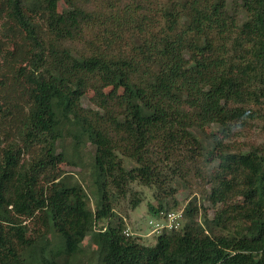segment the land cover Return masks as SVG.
Returning <instances> with one entry per match:
<instances>
[{
    "label": "trees",
    "instance_id": "trees-1",
    "mask_svg": "<svg viewBox=\"0 0 264 264\" xmlns=\"http://www.w3.org/2000/svg\"><path fill=\"white\" fill-rule=\"evenodd\" d=\"M250 85L264 97V0H0V264L78 263L111 193L186 180V162L213 152L193 129L241 127L252 115L232 101ZM87 89L97 109L80 103ZM84 144L93 209L54 169ZM218 152L212 217L189 201L182 227L153 244L109 222L92 238L97 261L264 264V151Z\"/></svg>",
    "mask_w": 264,
    "mask_h": 264
},
{
    "label": "rangeland",
    "instance_id": "rangeland-1",
    "mask_svg": "<svg viewBox=\"0 0 264 264\" xmlns=\"http://www.w3.org/2000/svg\"><path fill=\"white\" fill-rule=\"evenodd\" d=\"M84 1V0H83ZM58 10L65 8L63 3H58ZM42 24V22H40ZM206 51L201 47L197 51V56L203 57ZM264 86L262 85V89ZM111 88H105V92ZM255 88L250 85L248 91L241 97L234 98L232 103L247 107L252 117H250L241 127L231 128L229 134L219 123H206L193 129L194 134L202 142L207 144L212 152V156L205 157L194 163L186 162L190 173L186 180L180 179L171 186L166 185L163 192L157 186H146L138 181L131 182L125 195H117L112 192L113 215L110 219H104L97 224L93 230L86 233L82 246L85 249L83 256H80L76 264H100L93 256L94 245L92 242L95 231L107 226L110 222L115 224L121 221L123 224V233L137 237L145 244H153L158 234L171 229L179 230L183 223V209L189 201L196 202L199 205L200 212L202 209L208 217H212V208L210 207L205 193L211 188L212 176L218 173V151L220 143H228L229 147L247 152L251 149L258 148L264 151V97L255 96ZM93 92L87 89L80 103L84 107H97L92 102ZM66 151L70 150V139L63 143ZM62 146H59V150ZM91 146L84 144L81 146L80 159H69L70 161H61L55 165V171L64 174H71L75 180L80 182L87 192L89 206L93 209L98 197L96 186L92 182L89 173L88 163L90 161ZM128 167L135 165L133 161H127ZM228 175L219 174V179L225 181ZM173 188V193H167L169 188ZM112 190V189H111ZM170 215V218L169 216ZM198 220L202 219L201 215ZM171 226V227H170ZM230 229H232L230 227ZM48 243L51 249H55L56 243L53 235H49Z\"/></svg>",
    "mask_w": 264,
    "mask_h": 264
},
{
    "label": "built area",
    "instance_id": "built-area-1",
    "mask_svg": "<svg viewBox=\"0 0 264 264\" xmlns=\"http://www.w3.org/2000/svg\"><path fill=\"white\" fill-rule=\"evenodd\" d=\"M169 216V218H170V215H168ZM171 227V226H170Z\"/></svg>",
    "mask_w": 264,
    "mask_h": 264
}]
</instances>
